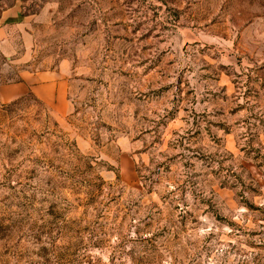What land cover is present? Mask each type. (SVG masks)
Segmentation results:
<instances>
[{"label":"rangeland","instance_id":"obj_1","mask_svg":"<svg viewBox=\"0 0 264 264\" xmlns=\"http://www.w3.org/2000/svg\"><path fill=\"white\" fill-rule=\"evenodd\" d=\"M15 5L69 108L0 105V264H264V0Z\"/></svg>","mask_w":264,"mask_h":264},{"label":"crops","instance_id":"obj_2","mask_svg":"<svg viewBox=\"0 0 264 264\" xmlns=\"http://www.w3.org/2000/svg\"><path fill=\"white\" fill-rule=\"evenodd\" d=\"M49 10L21 15L15 5L2 12L0 18V58L5 59L0 70V105L32 93L59 113L69 108L64 77L50 68L35 70L30 62L34 55L35 22L45 20ZM7 61V62H6ZM14 66L17 67L14 70ZM21 66V68H20ZM4 78L1 72H13Z\"/></svg>","mask_w":264,"mask_h":264}]
</instances>
